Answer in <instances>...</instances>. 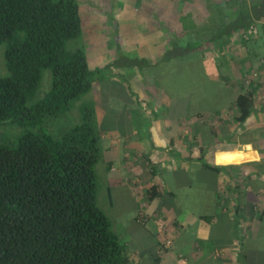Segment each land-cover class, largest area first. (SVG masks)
<instances>
[{"label": "crops", "instance_id": "0c3cea01", "mask_svg": "<svg viewBox=\"0 0 264 264\" xmlns=\"http://www.w3.org/2000/svg\"><path fill=\"white\" fill-rule=\"evenodd\" d=\"M132 1L142 4L137 30L142 41H148L139 47L126 39L124 47L154 65L168 63L163 57L176 37V20L207 17L209 12L206 8L197 14L192 0ZM188 25L180 31L190 33ZM262 31L246 43L230 37L222 47V58H209L206 53L195 60L200 85L210 81L223 90L210 92L213 99L208 92H144L133 72L129 80L137 92L125 97L123 112L118 119L109 117L113 122L103 130L108 113L99 100L100 82L95 81L109 204L118 194L127 198L131 208L125 225L115 229L127 264H264V243H259L264 238V86L255 91L253 110L243 123L235 121L233 106L246 72L258 71L264 83V65L259 64L264 57ZM195 93L200 96L199 106L193 110ZM231 134L230 144L207 146L219 135ZM204 163L219 169L210 170ZM189 173L194 180L184 179ZM152 186L155 195L149 197ZM181 191L185 195H179ZM182 198L189 204L184 205Z\"/></svg>", "mask_w": 264, "mask_h": 264}, {"label": "trees", "instance_id": "16d2710c", "mask_svg": "<svg viewBox=\"0 0 264 264\" xmlns=\"http://www.w3.org/2000/svg\"><path fill=\"white\" fill-rule=\"evenodd\" d=\"M208 8L202 26H192L187 34L198 38L183 46L172 37L165 62L182 61L186 54L195 61L214 47L221 49L234 35L246 43L264 30L259 22L264 0L213 1ZM81 34L78 0H0V44L5 45L4 73L0 71V264L128 262L97 202L95 166L102 159V131L94 104L80 99L92 91L103 69H91L83 49L66 47ZM46 70L51 73L49 88L40 96ZM209 70L215 72L212 66ZM256 74L247 83L242 80L234 99L238 123L250 116L254 93L264 86ZM195 84L201 86L198 79ZM75 101L80 102L78 121L58 137L43 128L46 118L70 113ZM10 126L19 128L14 138L3 135ZM204 167L219 169L208 163ZM153 195L154 186L147 190V196Z\"/></svg>", "mask_w": 264, "mask_h": 264}, {"label": "rangeland", "instance_id": "374dc122", "mask_svg": "<svg viewBox=\"0 0 264 264\" xmlns=\"http://www.w3.org/2000/svg\"><path fill=\"white\" fill-rule=\"evenodd\" d=\"M213 1L220 2L221 0H192L191 4L193 8H196L195 11L197 14H202L204 9H209L208 6L209 4H213ZM78 2L82 18V34L75 39L69 40L66 47L70 50L77 48L83 49L87 56L90 68L93 70L96 68L103 69L97 74V80L100 82L101 86L98 90L100 95L99 100L102 104V109L105 108L108 113L107 117L103 120V130L106 123L113 122V120L108 119L109 117L113 115L117 116L118 119L120 111L123 109L125 103H127L125 97L131 95L132 92H137L133 87V83L129 80V76L133 72L140 78L145 90L144 92H208L210 97V92H223V90L210 81H204L203 85L200 87L195 84L196 80L199 79L196 76L198 65L191 54H186L185 58L183 57L186 61L188 60L187 62H184V59H182V61L174 60L168 63L154 65L153 61H147L146 63L142 60L143 58L140 54H136L133 51L129 52L126 48L127 46L124 47V43L127 41L126 39L131 38L133 46L136 45L134 44L136 42L139 47L145 44L143 42L148 41V38L145 41H142L141 38L143 35L138 33L137 30V26L140 25L138 22L140 15L143 13L140 7L142 4L140 2L136 3L132 0H78ZM205 18L206 16L200 15L188 19L180 18V23L176 20V36L180 44H185L188 40H195L198 38V35L196 34L192 35L191 38H188L190 37L188 36L189 34L181 32L180 29L189 26L188 24H190L191 27L194 25L202 26ZM152 21L154 22L153 19ZM115 24L116 27H114ZM235 36V39H238L239 41V37L237 35ZM113 49H115V52L112 51ZM4 50L5 45L0 44V71L3 73ZM100 50H102V53H100ZM90 51H93L92 54L97 55L92 57ZM223 51V48L219 49L218 47H214V52L211 54L209 53L208 56L209 58H213L214 56L219 55L222 58L224 55L221 54V52ZM106 52L107 54L105 55ZM262 58L264 57H261V59ZM134 60H137L136 64H133V62H135ZM109 63L111 65L108 68H104ZM254 73H257V71L246 72L243 76L246 83L251 77H258L255 76ZM50 77V71L46 70L44 72L41 87L38 90L40 96L48 90ZM194 79L196 80L194 81ZM94 90L95 89L81 97L80 101L83 100L85 103L94 104V94L97 92ZM199 97L198 93H195L192 97L193 110L199 106ZM210 99H213V96ZM79 103V101H75L73 103L72 111L65 116L46 118L43 128L50 134L58 137L64 130L68 129L72 124L78 121ZM122 112L123 110L121 113ZM98 122L97 119V124H99ZM18 131L19 128L17 126H10L4 131L5 134L3 135L13 137L17 135ZM233 136L234 134H231L229 138H225L224 136L222 137V135H219L213 142L210 141V144H207V146L210 145L209 147L212 148V144H214V147H217L220 143L230 144V142L233 141ZM103 164L102 155V159L95 166L97 175V202L99 207L109 217L112 223V229L115 231L118 225H125L126 218H128L131 208L127 198L118 194L113 195V203L112 205L109 204V195L107 192V184L104 179ZM186 177L187 178L184 179L194 180L191 173L187 174ZM183 191H181L179 195H185ZM180 200L183 201V204H189V201L185 200V198ZM117 213H121L122 217L116 218L115 215L118 216ZM128 233V235H130V232ZM120 237L122 238L123 236ZM259 243H264V238H261Z\"/></svg>", "mask_w": 264, "mask_h": 264}, {"label": "built area", "instance_id": "2783aa9c", "mask_svg": "<svg viewBox=\"0 0 264 264\" xmlns=\"http://www.w3.org/2000/svg\"><path fill=\"white\" fill-rule=\"evenodd\" d=\"M254 75L256 76L257 74L254 73ZM139 219H141V220L143 219V215H142V213H141V214L139 213Z\"/></svg>", "mask_w": 264, "mask_h": 264}, {"label": "bare ground", "instance_id": "6f19581e", "mask_svg": "<svg viewBox=\"0 0 264 264\" xmlns=\"http://www.w3.org/2000/svg\"><path fill=\"white\" fill-rule=\"evenodd\" d=\"M235 156V155H234Z\"/></svg>", "mask_w": 264, "mask_h": 264}]
</instances>
